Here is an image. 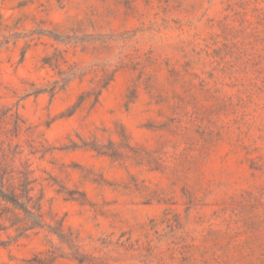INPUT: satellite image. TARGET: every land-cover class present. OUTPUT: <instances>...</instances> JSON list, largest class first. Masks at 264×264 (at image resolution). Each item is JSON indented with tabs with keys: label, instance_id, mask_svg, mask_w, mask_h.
<instances>
[{
	"label": "rangeland",
	"instance_id": "1",
	"mask_svg": "<svg viewBox=\"0 0 264 264\" xmlns=\"http://www.w3.org/2000/svg\"><path fill=\"white\" fill-rule=\"evenodd\" d=\"M0 20V105L23 120L0 160L28 159L64 232L0 210V264H264V0H0ZM56 51L118 67L97 103L73 111L89 76L25 96Z\"/></svg>",
	"mask_w": 264,
	"mask_h": 264
},
{
	"label": "trees",
	"instance_id": "2",
	"mask_svg": "<svg viewBox=\"0 0 264 264\" xmlns=\"http://www.w3.org/2000/svg\"><path fill=\"white\" fill-rule=\"evenodd\" d=\"M47 32V34H43L48 35L54 40L66 41V35L53 31ZM7 42V38L0 39V49ZM62 62L65 63L66 60H64V57L59 51L44 56L42 58V64L50 67L51 70L54 71V77L51 80H46L45 83H31V87L25 96H36L38 94L47 93L50 97H53L58 92L64 91L73 80L77 79L81 83L86 76H89L88 88L81 91L77 96L73 104L74 111L86 100H91L92 105L97 103L102 92L113 81L118 70V67L111 68L108 65L98 63H92L90 65L70 64L66 68H63L61 66ZM7 117L11 118L10 123L12 126L11 128L4 129L3 133L6 137L9 135L16 137L23 120L17 111L13 112L11 108H5L3 105H0V126L2 123L8 124V121H6ZM10 147L11 144L8 142V149H10ZM16 148L17 144H15L11 151L13 157L21 153V151H17ZM0 149H2L1 145ZM92 149L100 152L96 147H92ZM2 151V155L6 156L5 149H2ZM18 158L20 160V168L18 170H14L13 168L8 169V165L3 164L0 160V210L12 214V217H9L10 225L18 226L17 229L21 232L20 234H26V231H33L47 225L52 233L63 240L64 232L62 221L49 215L52 223H47L41 207L42 196L39 195L34 198L31 194L34 189L33 183L35 179L32 178L33 170L30 168L28 159L22 160L20 156ZM57 257H62V255H53V253H50L49 261L45 263L38 255H35L30 259V264H52ZM77 261L78 264H83L85 262L84 259L80 258H77Z\"/></svg>",
	"mask_w": 264,
	"mask_h": 264
}]
</instances>
